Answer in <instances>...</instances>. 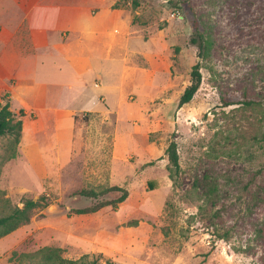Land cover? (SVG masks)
<instances>
[{"label": "rangeland", "instance_id": "374dc122", "mask_svg": "<svg viewBox=\"0 0 264 264\" xmlns=\"http://www.w3.org/2000/svg\"><path fill=\"white\" fill-rule=\"evenodd\" d=\"M118 3L171 59L170 93L146 102L147 110L131 119L123 112L121 143L117 113L79 118L83 141L70 159L54 156L53 128L27 129L19 144L0 139V217L44 201L29 224L0 238V264L48 263L46 248L69 260L86 255L82 263L264 264V176L254 180L264 170V0ZM197 31L214 47L201 61L200 90L179 108L199 61L191 42ZM10 109L19 116L11 103ZM172 141L179 170L166 154ZM112 186L129 191L118 209L74 213L97 202L81 191ZM212 186L213 199L205 195ZM216 231L230 236L219 239Z\"/></svg>", "mask_w": 264, "mask_h": 264}, {"label": "crops", "instance_id": "0c3cea01", "mask_svg": "<svg viewBox=\"0 0 264 264\" xmlns=\"http://www.w3.org/2000/svg\"><path fill=\"white\" fill-rule=\"evenodd\" d=\"M119 1L1 2L0 100L24 111L22 133L54 129V156L70 159L81 146L79 118L117 113L121 143L123 112L131 119L170 93L171 59L146 29L134 28L133 12Z\"/></svg>", "mask_w": 264, "mask_h": 264}, {"label": "trees", "instance_id": "16d2710c", "mask_svg": "<svg viewBox=\"0 0 264 264\" xmlns=\"http://www.w3.org/2000/svg\"><path fill=\"white\" fill-rule=\"evenodd\" d=\"M198 33V31H197ZM192 44L198 46V59L199 61L192 67L191 71V80L190 84L184 89L180 98L178 107L181 108L186 104L192 102L196 94L201 88L203 82V75L201 72L202 69V60H205L211 54V51L214 47V42L210 37H205L203 34L198 33L196 37L191 39ZM5 98L2 97V100ZM25 116L23 110L20 111L19 116L15 114L10 109V103L7 102L3 104L0 100V139L6 136L14 137L15 142L17 144L20 143V138L22 136L23 131V120L22 118ZM77 120V117H76ZM166 154L169 157L170 163L176 170L180 169L179 163V154L177 143L172 141L169 147L166 150ZM15 156V154H13ZM259 176H264V170H258L254 174V180H256ZM217 192V188L213 187L207 190L205 194L208 198L213 199V195ZM119 193L120 196L118 198H107L100 200V195L102 194H114ZM82 196L88 197L93 200H97L95 204L90 205L89 207L77 209L74 211L77 215H86V214H93L96 213L104 208L112 207L113 209H118L121 204H123L129 197V191L120 186H112L101 193H97L93 190H83L80 192ZM215 205L218 203L217 200H213ZM44 203L43 200L38 201H28L26 204L21 208L17 207L14 209L10 214L6 216L0 217V238L14 232L15 230L19 229L20 227L27 225L31 221L32 211L38 207H40ZM213 219H218L220 222L218 225H224L225 222L223 220L222 214L219 212L213 213ZM219 239H227L230 236V232L226 231L223 234H220L216 231L215 234ZM48 251L47 255V262L43 264H103L100 263L99 260L95 259L92 261H87L86 263H82L81 260L85 259L87 256H83L80 260H69L63 258L60 250H55L52 248L43 249L42 252ZM112 264V263H107Z\"/></svg>", "mask_w": 264, "mask_h": 264}]
</instances>
